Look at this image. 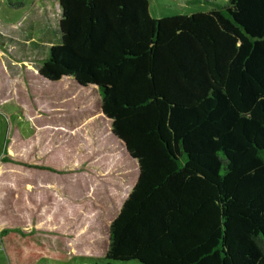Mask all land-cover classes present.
Masks as SVG:
<instances>
[{
  "label": "trees",
  "instance_id": "1",
  "mask_svg": "<svg viewBox=\"0 0 264 264\" xmlns=\"http://www.w3.org/2000/svg\"><path fill=\"white\" fill-rule=\"evenodd\" d=\"M58 2L38 74L96 86L138 168L99 264H264V0L159 18L148 0ZM0 244L7 264L62 258L19 228Z\"/></svg>",
  "mask_w": 264,
  "mask_h": 264
},
{
  "label": "rangeland",
  "instance_id": "2",
  "mask_svg": "<svg viewBox=\"0 0 264 264\" xmlns=\"http://www.w3.org/2000/svg\"><path fill=\"white\" fill-rule=\"evenodd\" d=\"M18 1L22 4L15 6ZM226 2L148 0L154 18L205 12ZM59 18L57 0H0V152H19L30 144L34 155L47 137L50 181L61 190L50 191L49 229L32 230L30 236L62 258L37 264L105 263L108 225L136 180L137 162L112 136L93 86H78L69 76L49 81L38 74L50 45L60 40ZM24 202L18 199L11 219L23 228ZM29 215L40 219V204L35 202Z\"/></svg>",
  "mask_w": 264,
  "mask_h": 264
},
{
  "label": "crops",
  "instance_id": "3",
  "mask_svg": "<svg viewBox=\"0 0 264 264\" xmlns=\"http://www.w3.org/2000/svg\"><path fill=\"white\" fill-rule=\"evenodd\" d=\"M57 5L61 15V7L59 6L58 0H57ZM44 58L45 57H43V59ZM90 86H93L96 89V86L94 85H90ZM45 138L46 140L45 139H43V141L39 140L40 145H38L37 151L36 153H34V155L33 154L30 155L28 152L30 148V144L27 145V148L25 146V149L24 147H22V150L19 152L13 151L10 148L6 151L1 150L0 152V231L5 228H19L21 230H24L25 232L31 233L32 230L46 231L49 229V228L47 229L45 228L47 227L46 225L48 223L47 222L48 216H46L47 207H48L47 201L50 199L51 189L57 190L58 192L56 193H59L61 188L58 184L56 183L53 184L50 181V176H49L50 170L48 167L49 162L48 159H45L47 153H45L44 149L46 148V146L44 145L45 142H47V137ZM27 140H30L31 142L33 141L32 137L28 138V136H26V141ZM7 151L9 152V155L6 153ZM18 155H23V156L25 155V157ZM22 161L23 163H21ZM137 174H138V168L136 170V177ZM18 199L25 201L24 202V205L26 206L25 222L27 224V227L24 228L18 227L17 225L11 223L12 214L18 213L15 210V207H17ZM35 202H37L38 205L40 204L42 216L40 217V219L37 218L34 220L32 219V216L29 215V213H30V208L32 209L35 207ZM32 212L33 210L31 211V214ZM39 261H37L35 264H37ZM0 264H7L1 244H0Z\"/></svg>",
  "mask_w": 264,
  "mask_h": 264
},
{
  "label": "water",
  "instance_id": "4",
  "mask_svg": "<svg viewBox=\"0 0 264 264\" xmlns=\"http://www.w3.org/2000/svg\"><path fill=\"white\" fill-rule=\"evenodd\" d=\"M111 134H112V132H111ZM113 135V134H112ZM114 136V135H113ZM123 147H124V145H123ZM125 148V147H124Z\"/></svg>",
  "mask_w": 264,
  "mask_h": 264
}]
</instances>
